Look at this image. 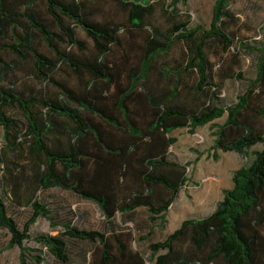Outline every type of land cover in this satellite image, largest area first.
Instances as JSON below:
<instances>
[{
	"label": "trees",
	"instance_id": "1",
	"mask_svg": "<svg viewBox=\"0 0 264 264\" xmlns=\"http://www.w3.org/2000/svg\"><path fill=\"white\" fill-rule=\"evenodd\" d=\"M122 5L130 30H151L139 62L130 67L127 58L121 65L108 58L121 45L124 25L97 20V9L87 0H0V129L6 151L0 154L1 181L11 203L32 210L20 228L0 196V229L10 235L8 248L20 249V264H46V255L69 264L68 237L95 245L89 264H146L131 249L127 233L65 224L59 235L33 236L30 231L39 218L52 220L38 194L60 189L94 202L109 225L117 214L143 208L151 224L163 227L190 166L171 158L177 140L170 134L178 129L194 134L209 125L214 140L208 157L214 161L218 152L247 155L257 145L263 149L233 173L232 188L223 191L210 215L186 219L163 241L150 243V261L264 264V47L238 43L228 32L238 20L229 0H215L209 28H190L191 15L179 21L172 13L166 35L146 25L154 11L149 0H124ZM78 28L93 43L90 53L78 38ZM176 42L183 45L181 62L159 66L156 58ZM40 43L54 56L42 53ZM210 43L224 52L233 48L240 54L245 49L259 53L255 78L229 106L220 104L223 83L236 77L230 70H217L207 52ZM6 55L17 60L12 63ZM30 62L43 86L29 92L17 81L6 86L18 67ZM62 67L78 79V89L57 78ZM124 72L126 85L120 82ZM12 110L26 122L12 117ZM29 242L39 247H29Z\"/></svg>",
	"mask_w": 264,
	"mask_h": 264
},
{
	"label": "rangeland",
	"instance_id": "2",
	"mask_svg": "<svg viewBox=\"0 0 264 264\" xmlns=\"http://www.w3.org/2000/svg\"><path fill=\"white\" fill-rule=\"evenodd\" d=\"M123 1L87 0L91 8L97 9L95 15L97 20L124 25L125 30L120 36L121 45L113 47L108 58L118 65H121L127 58V66L130 67L139 62L142 54L141 47L147 39L151 38V30L149 27L143 32L130 30L128 12L122 5ZM149 1L154 11L153 15L146 19V25L155 27L162 35H166L171 27L172 13H177L176 18L179 21H186L187 14L191 15L190 28L197 25L209 28L215 3V0H188L187 3L178 0L173 6L174 0ZM229 8L238 19L235 24L228 28V32L236 38V42L245 43L251 48H263L264 0H229ZM42 9L45 10L43 7ZM126 29H129L130 32ZM76 32L90 53L93 47L91 39L81 28H78ZM39 49L48 57L54 56L43 43H40ZM71 51L79 53L75 48H72ZM183 51V45L176 42L168 53L158 56L156 62L159 66L175 67L181 62ZM207 52L217 70H230L236 77L223 83L220 104L229 106L236 102L238 95L245 91L248 82L255 78L259 53L245 49L240 54L236 53L233 48L224 52L217 43H210ZM6 59L12 63L17 60L14 55H6ZM15 75V77L8 78L6 86L17 81L19 88L27 92L30 89L39 90L43 86L35 79L32 62L21 64ZM240 75L241 79H238ZM57 78L74 89L80 87L78 79L67 67L60 68ZM120 82L123 85L127 84V72L122 73ZM142 86L143 83L141 82L139 87ZM49 89L53 90L52 87ZM10 114L20 122H26L19 111L12 110ZM224 120L225 117L217 120L216 123H223ZM170 136L177 140L170 148L171 158L182 164L189 163L190 166L186 172L187 183L167 213L166 223L163 227L160 224H151L145 209L129 215L117 214L112 224L109 225L94 202L82 200L70 192L52 189L40 192L37 199L49 207L52 220L39 218L31 228L30 233L33 236L39 234L59 235L64 231L63 226L65 224H71L81 230H94L105 234L111 232L127 233L131 235V249L139 252L146 264H154L150 261L149 244L163 241L169 234L178 229L186 219H202L210 215L222 201L223 191L232 188L233 173L241 167L251 164L254 153L263 149L262 145H257L248 151L247 155L235 152H218L219 160L214 161L211 156L208 157L214 140L209 125L197 128L194 134H190L187 129H178L172 132ZM4 143L3 131L0 129V154L6 153ZM8 156L12 159L11 155ZM1 176L0 173V196L5 200L9 214L17 221L19 227L23 228L30 218L32 210L30 207H19L11 203L10 196L6 197L3 192ZM64 239L68 245L69 264L90 263L95 245L68 237H64ZM9 240L10 235L7 230L0 229V264H20V249L18 247L9 249ZM27 246L39 247L34 242L27 243ZM46 260V264H58L49 255H46Z\"/></svg>",
	"mask_w": 264,
	"mask_h": 264
},
{
	"label": "crops",
	"instance_id": "3",
	"mask_svg": "<svg viewBox=\"0 0 264 264\" xmlns=\"http://www.w3.org/2000/svg\"><path fill=\"white\" fill-rule=\"evenodd\" d=\"M141 209H143V208H141ZM141 209H138V210H141ZM138 210H137V211H138ZM137 211H136V212H137ZM146 212H147V211H146ZM147 217H148V213H147ZM148 219H149V218H148Z\"/></svg>",
	"mask_w": 264,
	"mask_h": 264
}]
</instances>
